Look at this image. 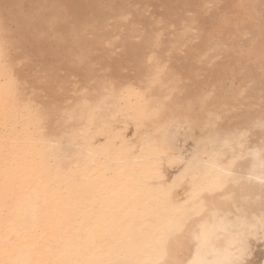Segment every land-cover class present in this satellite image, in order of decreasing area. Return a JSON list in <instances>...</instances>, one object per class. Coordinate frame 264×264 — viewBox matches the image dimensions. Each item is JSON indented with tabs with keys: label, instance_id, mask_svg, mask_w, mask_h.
Returning <instances> with one entry per match:
<instances>
[{
	"label": "bare ground",
	"instance_id": "obj_1",
	"mask_svg": "<svg viewBox=\"0 0 264 264\" xmlns=\"http://www.w3.org/2000/svg\"><path fill=\"white\" fill-rule=\"evenodd\" d=\"M0 264H264V0H0Z\"/></svg>",
	"mask_w": 264,
	"mask_h": 264
}]
</instances>
